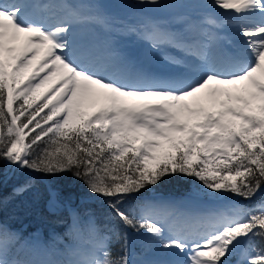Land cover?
<instances>
[{"label": "snow or ice", "instance_id": "obj_1", "mask_svg": "<svg viewBox=\"0 0 264 264\" xmlns=\"http://www.w3.org/2000/svg\"><path fill=\"white\" fill-rule=\"evenodd\" d=\"M135 6L205 12L129 22L95 3L0 0V161L71 173L89 198H103L110 218L143 229L167 257L146 264H233L236 256V264H264V246L254 243L264 245V0ZM226 27L238 38L232 50ZM115 34L134 36L146 58L159 53L174 71L153 74L115 46ZM172 177L192 181L183 200L156 192ZM31 187L26 181L13 195ZM201 195L232 199L202 212ZM70 201L50 191V210L63 203L72 211ZM117 236L116 252L101 237L78 259L51 261L0 223V264H137L128 234Z\"/></svg>", "mask_w": 264, "mask_h": 264}, {"label": "trees", "instance_id": "obj_2", "mask_svg": "<svg viewBox=\"0 0 264 264\" xmlns=\"http://www.w3.org/2000/svg\"><path fill=\"white\" fill-rule=\"evenodd\" d=\"M70 177L71 173L59 176L46 175L18 166L9 167L6 162L0 161V181H2L0 183V222L18 221L17 232L24 237L27 235L25 223L30 225L38 223L40 228L35 233L38 237L45 236L44 238L72 235L73 227L84 228L83 235L88 240L92 239L98 231H106L111 235L110 249L112 252L118 251L123 242L118 238L117 233H120V236L127 233L128 243L130 244L131 241L139 254H146L149 251L150 244L146 240L147 234L143 229L137 234L132 228H123L118 220L110 218V210L102 197L89 198L90 194L83 182L74 177L69 182ZM26 181H30L32 187L26 192L28 200L21 202L19 196L13 195V187L20 186ZM191 182L190 178L172 177L156 188V192L159 194H180L188 189ZM30 189H35V191L31 192ZM50 191L59 192L62 202L71 195L70 207L72 211H69V205L63 203L61 207L50 210ZM147 195H151V193L142 191L139 194L140 198ZM124 207L128 208L129 205L126 204ZM136 212L134 215L137 216ZM28 235H32L30 231Z\"/></svg>", "mask_w": 264, "mask_h": 264}, {"label": "rangeland", "instance_id": "obj_3", "mask_svg": "<svg viewBox=\"0 0 264 264\" xmlns=\"http://www.w3.org/2000/svg\"><path fill=\"white\" fill-rule=\"evenodd\" d=\"M187 1L188 2H192V0H187ZM193 1L196 2V0H193ZM94 3L95 4H99L100 2L98 0H94ZM105 5H108V4H105ZM110 5L112 7H115L113 2H111ZM117 7L118 6H116L115 8H117ZM120 10H122V9L117 8V10H116V12H114V14H117V12L120 11ZM159 14H164L165 15V18L164 19H168L170 21H171V19H172L173 16H176V15H171L169 13V11H162V13L160 12ZM179 15H187V13H183V14H179ZM176 25H179V24L176 23ZM134 48L136 50L144 53V46L139 45V47H138V45H137V47L135 46ZM157 54L158 53L152 55L151 57H147V60L150 61V62L157 61V58H156L157 57ZM157 62L159 63V60ZM87 110L88 111H94L95 109L94 108H87ZM197 183H199V182L197 181ZM230 200H231L230 197L220 198V197H216V196H204V195H201V197H198L196 199V205H201L202 203H205V204H213L215 207H217L219 209H224L226 207V205L230 202ZM92 247L93 246H87L86 247L84 245H81V246L77 245V247H76L75 245H70V247H68V248H69V253H71L70 252L71 250H78L80 252V255H79V253L73 252V255L76 254L75 255L76 256V259H78V258H80V256L87 254L92 249ZM82 249H84V250L87 249V251L85 253H83ZM161 257H163V256L158 252V257L157 258H152L151 257L148 260H146V259L141 260V264H146V262H148V261L156 260V259H159ZM238 259H239V256L236 259V261ZM236 261L233 264H236Z\"/></svg>", "mask_w": 264, "mask_h": 264}]
</instances>
